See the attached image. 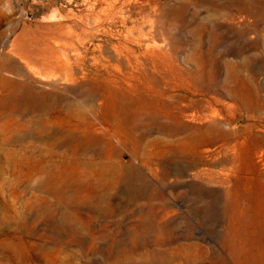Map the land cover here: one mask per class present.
I'll return each instance as SVG.
<instances>
[{"label":"rangeland","instance_id":"374dc122","mask_svg":"<svg viewBox=\"0 0 264 264\" xmlns=\"http://www.w3.org/2000/svg\"><path fill=\"white\" fill-rule=\"evenodd\" d=\"M149 2L158 4L146 26L156 43L146 51L132 42V60L160 52L173 68L165 83L132 82L141 91L131 90L127 110L117 85L102 110L122 133L110 149L114 163L134 162L139 172L108 176L102 198L49 194L37 181L51 163L29 157L28 146L40 140L17 136V124L1 116L0 264H264V105L249 113L239 97L256 90L264 100V0ZM115 14L101 26L112 31L96 35L82 0H0V64L21 34L31 53L61 39L92 62L124 39ZM2 74L18 78L10 69ZM180 94L204 104L201 118L182 119L197 133L184 141L178 137L191 129L171 137L160 128L169 122L168 95Z\"/></svg>","mask_w":264,"mask_h":264},{"label":"bare ground","instance_id":"6f19581e","mask_svg":"<svg viewBox=\"0 0 264 264\" xmlns=\"http://www.w3.org/2000/svg\"><path fill=\"white\" fill-rule=\"evenodd\" d=\"M82 3L86 6V16L94 19V25L90 24L89 27L93 34L110 33L112 30L101 26L109 23L115 13V18L121 21L124 39L110 47L106 55L104 52L101 57L94 55L91 57L92 62H89L86 59L87 50H81L75 42L61 39H53L50 42L52 44L44 43L38 47V53H31L34 47L32 41L27 40L26 34H21V39L17 36L10 43L12 50L21 53L10 50L11 54L5 60L2 59L4 62L0 64V117L5 116L24 129L23 132L11 129L17 136L40 140V143L28 146L31 150L29 157L40 156L38 159L36 157L38 164L48 162L51 166L40 168L42 176L37 181L38 188L67 201L102 198L107 190L104 180L108 176L119 172L129 177L133 171L139 172L138 164L134 162L124 164L122 160L123 164L114 163L110 149L115 148V139L122 141V133L113 130L108 119L109 112H102L103 105L107 96L116 98L115 87L120 85L118 100L127 110L131 90L141 89L134 87L132 82L165 83L167 70L173 68V62L160 52L138 54L135 56L137 65L132 60V42L146 51L156 43V31L151 32L146 26L151 12H157V3L155 5L149 0H82ZM95 6L99 8L97 11ZM130 22L135 24L129 26ZM252 32L258 34L257 30L249 33ZM78 42L85 48L84 40ZM56 45L75 52L61 54L54 49ZM119 67L122 70L120 75L114 71L117 68L120 70ZM7 69L16 72L18 78L4 76L2 71ZM101 89L104 100L101 98ZM239 97L243 99L249 113L254 111L257 103L264 105V100L256 90L250 91L249 95L239 94ZM202 103L189 95L180 94L178 99L168 95L163 115L169 122L160 128L171 137L191 129L178 137L181 141L196 137L194 127L182 122V119L201 118ZM214 127L218 128L217 125ZM133 157L139 160L137 154ZM68 208L76 213L80 211L77 206L68 205Z\"/></svg>","mask_w":264,"mask_h":264}]
</instances>
